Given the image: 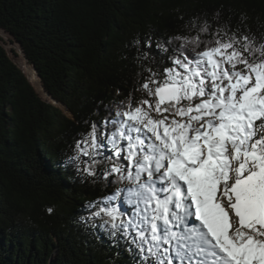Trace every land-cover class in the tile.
<instances>
[{
    "label": "snow or ice",
    "instance_id": "1",
    "mask_svg": "<svg viewBox=\"0 0 264 264\" xmlns=\"http://www.w3.org/2000/svg\"><path fill=\"white\" fill-rule=\"evenodd\" d=\"M186 27L132 42L146 98L105 105L69 146L82 182L114 189L81 220L136 264H264V33Z\"/></svg>",
    "mask_w": 264,
    "mask_h": 264
},
{
    "label": "trees",
    "instance_id": "2",
    "mask_svg": "<svg viewBox=\"0 0 264 264\" xmlns=\"http://www.w3.org/2000/svg\"><path fill=\"white\" fill-rule=\"evenodd\" d=\"M197 18L259 36L264 0H0V264H136L81 220L109 188L64 161L105 105L146 98L132 42L187 32Z\"/></svg>",
    "mask_w": 264,
    "mask_h": 264
},
{
    "label": "rangeland",
    "instance_id": "3",
    "mask_svg": "<svg viewBox=\"0 0 264 264\" xmlns=\"http://www.w3.org/2000/svg\"><path fill=\"white\" fill-rule=\"evenodd\" d=\"M8 48H9L8 50H9L11 56L14 58V60L16 61V63H18V64L20 65V67H22L23 70L25 71V74H26L30 79L33 80V71L30 69L29 66L26 65V63H25V61H24V57H22V56L20 55L19 58H15L14 55H13V53L10 51V49H15V50L19 53V50L17 49V47H16L15 45H13V46H12V45H9ZM39 88H40V87H38V90L40 91ZM40 92H41V91H40ZM141 98H142V97H141ZM139 99H140V98H139ZM113 190H114L113 188H109V190H108V192L106 193V195H108L109 193H111Z\"/></svg>",
    "mask_w": 264,
    "mask_h": 264
},
{
    "label": "bare ground",
    "instance_id": "4",
    "mask_svg": "<svg viewBox=\"0 0 264 264\" xmlns=\"http://www.w3.org/2000/svg\"><path fill=\"white\" fill-rule=\"evenodd\" d=\"M110 194V193H109Z\"/></svg>",
    "mask_w": 264,
    "mask_h": 264
}]
</instances>
